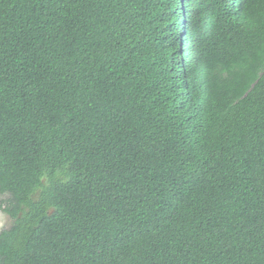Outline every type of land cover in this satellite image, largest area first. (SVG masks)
Here are the masks:
<instances>
[{
  "label": "trees",
  "instance_id": "trees-1",
  "mask_svg": "<svg viewBox=\"0 0 264 264\" xmlns=\"http://www.w3.org/2000/svg\"><path fill=\"white\" fill-rule=\"evenodd\" d=\"M0 196V264H264V0H0Z\"/></svg>",
  "mask_w": 264,
  "mask_h": 264
},
{
  "label": "rangeland",
  "instance_id": "rangeland-1",
  "mask_svg": "<svg viewBox=\"0 0 264 264\" xmlns=\"http://www.w3.org/2000/svg\"><path fill=\"white\" fill-rule=\"evenodd\" d=\"M189 53L191 54L190 50ZM2 197L0 196V202ZM12 224V219L6 215L2 210H0V231L4 228H8Z\"/></svg>",
  "mask_w": 264,
  "mask_h": 264
}]
</instances>
